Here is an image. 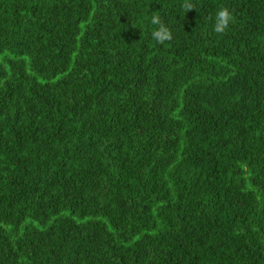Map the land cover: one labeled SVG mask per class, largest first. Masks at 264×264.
I'll list each match as a JSON object with an SVG mask.
<instances>
[{
    "label": "trees",
    "instance_id": "obj_1",
    "mask_svg": "<svg viewBox=\"0 0 264 264\" xmlns=\"http://www.w3.org/2000/svg\"><path fill=\"white\" fill-rule=\"evenodd\" d=\"M0 264H264V0H0Z\"/></svg>",
    "mask_w": 264,
    "mask_h": 264
},
{
    "label": "clouds",
    "instance_id": "obj_2",
    "mask_svg": "<svg viewBox=\"0 0 264 264\" xmlns=\"http://www.w3.org/2000/svg\"><path fill=\"white\" fill-rule=\"evenodd\" d=\"M182 7H185L188 12L194 9V6L187 2ZM209 19L212 18L210 17ZM230 22H234L232 13L227 8H221L218 10L215 14V22L213 24L214 33L220 35L224 34ZM151 23L158 26L152 32V38L154 40L160 44H164L166 41L172 40L171 31L163 24L159 16L154 14L151 19Z\"/></svg>",
    "mask_w": 264,
    "mask_h": 264
}]
</instances>
